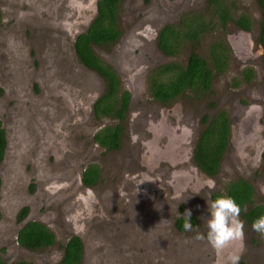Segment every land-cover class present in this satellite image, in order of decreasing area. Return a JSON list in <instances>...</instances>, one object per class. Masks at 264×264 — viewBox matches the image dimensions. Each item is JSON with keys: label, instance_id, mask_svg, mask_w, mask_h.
I'll return each instance as SVG.
<instances>
[{"label": "rangeland", "instance_id": "374dc122", "mask_svg": "<svg viewBox=\"0 0 264 264\" xmlns=\"http://www.w3.org/2000/svg\"><path fill=\"white\" fill-rule=\"evenodd\" d=\"M2 1L4 4H0L2 13L0 127L7 132L9 148L5 161L0 166L2 177L0 255L6 264H18L22 260L33 264H56L59 261L57 257L61 255L68 237V232L65 230L71 232L73 225L76 228H83L81 231L89 238L90 247L86 264H113L109 255L105 259L102 248L92 246L91 241L97 242V239L101 242L114 240L121 244L120 252L131 260L126 264H134V262L137 264H218V260L219 264H223L222 258L215 255L206 241L195 238V231H179L175 224L179 217L184 218L185 210L189 209L191 218H194V226L199 227L200 233H205V219L209 216L207 210L208 202H210L209 195L211 192L224 193L228 183L237 178H243L253 186L255 194L250 204L264 205V161H259L263 141H260L256 130L255 116H247L245 113H243L244 116H240L243 111L237 110L232 118L233 136L226 151L227 160H223L224 169L218 177L213 180L204 179L195 172L203 183L198 185L193 171L186 173L190 177L189 183L187 178L183 177L184 174L174 172L173 177L175 175L179 179L176 177L174 181L172 178L170 180L172 184L164 185L165 188H162L159 184L162 177L156 175V168L153 165L157 158H152L151 155L149 159L142 158V154L145 153H140L139 145L131 137L136 133L135 123L127 125L121 148L116 152H108L97 146L94 141L93 135L98 127L114 125L116 122L110 119L97 122L89 116L87 109L84 111L83 107L91 103L93 98L95 99L98 94L96 90L101 85L97 81V76L83 68L75 58L70 44V41L84 31L90 21L96 17L94 0H9L13 2L12 7L6 5L9 3L7 0ZM219 1L230 9L234 18L244 13L251 17L253 22L251 33L254 32L252 35L257 36L260 7L256 0ZM209 6V0L120 1L119 26L122 30V38L112 51L104 47H95V52L104 60L105 56L110 57L111 65L121 76L124 88L131 92L133 90L131 107L133 112L136 113L140 107L146 105L153 106L149 101L148 91L145 92L144 97L138 93V89L131 88L133 85L136 86L135 82L144 65L152 63L150 58H148L149 61L146 59V53L142 56L139 51H142L145 46H137L134 38H141L140 34L143 33L148 36L144 38L148 41L149 37L151 39V30L157 25L156 20H161L162 17L158 13L164 16L159 23L165 17L168 18L169 23H174L186 13L199 12L205 15V10ZM146 14H151L147 17L148 21H144ZM152 18L155 20H151ZM49 23L60 30L57 34L67 35L62 43L63 47H58L66 49L67 53L60 52L59 49V54H55L50 49V42L54 38ZM227 26L225 35L228 34L233 56L239 63H235L234 67L232 63V67L230 66L226 74L215 78L212 85L213 93L209 99L213 100L217 107L223 105L222 109L232 114L234 97L240 93L233 87L232 82L240 78L241 70L249 66L255 71V81L248 88L250 93L264 90V75L257 64L243 63L245 59L242 58L243 54L246 57L247 50L251 48L256 53L257 61L262 60L257 42L253 43L252 36L231 27L232 24L229 23ZM141 27L144 29L133 36ZM219 35L221 30L217 24L196 47L201 57L208 56L209 45L220 37ZM67 54L77 64V68L73 69L76 72L75 81L70 77L72 66L66 65ZM184 58L185 56L181 57V59ZM63 64L66 67H63ZM245 87L243 85L239 89L243 90ZM13 100H16V103ZM174 106L175 113H182L191 124V129L185 130L192 132L195 129L192 140L189 143L185 142V147L181 151L186 160L191 161L196 136L204 128L203 122L198 121V118L204 113L206 102L191 104L187 98L180 97ZM70 110L76 118H80V121L76 122L78 126L76 125L74 133L66 132L63 127L66 120L73 116L68 117ZM131 119L133 121L135 117L132 116ZM165 129L171 130L170 127ZM171 139L162 151L160 159L164 158L168 161L174 159L178 139ZM149 144L152 145L151 142ZM134 150L137 152V159L136 163L130 166V161L124 162V160L129 158ZM144 159H148V163H145ZM232 159L238 162L236 167L239 169H236V172L229 169L228 163H231L229 160ZM144 163L146 167L143 166ZM89 164H96L101 169L102 175L100 182L92 189L95 200L90 209L85 210L83 203L78 199V196L84 192L79 188L78 180L83 169ZM153 169L154 177L150 174ZM140 172H143V175L138 177L137 182L133 176L141 174ZM38 175L42 178L43 187L41 183L40 188L32 192L28 183ZM46 181H49L51 186L45 184ZM212 182L215 183V188L210 189L208 185ZM201 186H203L202 192L197 193V188ZM45 187L46 190H43ZM56 189L58 193H55ZM127 190L132 195L127 197L129 200H126L127 195H122L127 193ZM23 206L29 208L32 220H44L55 233L56 244L52 248L39 252H27L18 246L16 241L18 229L13 218L16 211ZM178 206L181 207V211H178ZM247 209L249 206L244 208L243 212ZM80 212L83 214L80 215ZM94 212L107 217L110 225L111 222L123 224L125 236H112L114 232L110 230L105 236L100 233L98 235L90 233L88 223H95L100 229L102 227L96 218L92 222L88 221V215ZM80 217L81 226L72 221ZM240 219L245 224L246 251L239 262L264 264V238L254 232L251 224L246 223L241 216ZM127 235L135 238L131 244L120 241Z\"/></svg>", "mask_w": 264, "mask_h": 264}, {"label": "flooded vegetation", "instance_id": "af4514ba", "mask_svg": "<svg viewBox=\"0 0 264 264\" xmlns=\"http://www.w3.org/2000/svg\"><path fill=\"white\" fill-rule=\"evenodd\" d=\"M7 1L9 3L6 5L12 7L13 2L11 3L9 0H7ZM209 2H211V3H210V6L205 10V15H202L199 12L186 13V14H183L180 17V19H178L174 23H169L168 18H166V17L164 18V20L161 23H159L163 19L164 16L161 13H158L162 17H161V20H156L155 23L157 25L153 26V28L151 30L152 31L151 39L149 37V41L151 44L148 43L149 41L146 38H144L145 36L148 38V36L146 34L144 35L142 33V34H140L141 38H138V37L134 38V40L137 41L135 43V44H137V46H145V48L144 47L142 48V51L139 50L140 53L142 54V56L146 53V59L148 61H149L148 58H150V60H152V63H147L144 65L142 72L137 77V80L135 82L136 86L133 85L131 88L135 89V90L138 89V93L142 94V96H144V97H145V92L147 93V91H148V98H149V101L152 102L151 104L153 106L146 105V106L140 107L136 113L131 110L132 103H133L132 98L134 96L133 90L131 92V91H128L124 88L123 80L121 79V76L118 74V72L115 70V68L111 65L110 57L105 56V60H104V59L100 58L95 52V47H99V48L104 47L105 49H107V50L110 49L112 51L114 49V47L117 46V43L121 40L123 34H122V30L119 26L120 25L119 7H118V14H117V16H118L117 30L120 31V36L118 37L116 42L111 43V44H104L102 46L91 45L92 49H93L95 55L98 57V59L101 62H103L105 65L109 66L116 73V75L119 79V82H120V84H119L120 93H122V92H128L129 93L128 104H127L126 112L124 115V120L120 121V124L122 126V133H121V138H120L121 143H120L119 148L116 150H106L104 147H101V146L100 147L103 148L104 150L108 151V152H111V151L116 152L117 150H119L121 148V145H122V138H123V135H124L125 130L127 128V125L128 124L130 125L131 123H135L136 133L132 134L131 137L133 138L134 141H136V144L139 145V149L141 150L140 153L141 154L145 153V154H142V158H146V157L148 158L151 155L152 158H157V161L159 160L158 162L156 161L155 163H153V165L156 168V175H160L162 177L161 182H159V184L162 186V188H165L164 185L170 186L172 184V182L170 184V180L172 178L174 179V181H176V177L178 178V176L175 177V175H174V177H173L174 172L175 173L179 172V173L184 174L183 177L185 179L187 178L188 181L187 180L186 181H187V183H189L190 177L186 173L188 171H193L194 175H195V182L197 184L201 183V181H200V178L195 174V172H197L200 177H202L204 179L205 178L210 179V180H213L214 178L218 177L220 175V173H222V171L224 169L223 165L225 164V162L223 160L226 159L225 158V156L227 154L226 151H227V149L231 143V139L233 136L232 134L234 131V128L232 126V118L236 115L237 110H239L241 112L243 111L240 116H242L243 113L247 114V116H249V115L255 116V118H256V123H255L256 130L259 134L260 141L261 142L263 141V149L261 150L262 152H260V160L259 161H261V160L264 161V90H258L257 93H250L249 92L248 88H250L255 81V71L253 70V68H251L249 66H245V68H243L240 72V78L239 79L236 78L232 82L233 87L236 88L237 91H240L238 96L234 97L235 100H234L232 114H229L228 112L223 110L222 109L223 105H219V107H217V104L213 100L209 99L213 93L212 92V85L215 82V78H217L223 74H226L229 71V69L232 67V63H233V67H234L235 63H237V64L239 63L238 60L233 56L234 52H233V49L231 48V46L229 44V40L227 37L228 34L225 35V30L227 29V27H228L227 25L229 23L232 24L231 27L237 28L239 31L247 33L250 37L252 36L253 43L255 41L257 42V45L259 46L258 48L261 51L262 60L257 61V59L255 58L256 53H254L255 52L254 49L251 48V49L247 50L248 52H247L246 57L243 54L242 58H245L243 63L252 64V65L257 64V66L262 70V72H263L262 74L264 75V47H263V43H262V39H261V31H260L261 30V21H262V17H263L262 16V10L260 8V21H259V26L257 29V36H256V35H252L254 32L251 33L253 22H252L251 17H249L247 14H245V13L240 14L238 17L234 18L233 15H231L230 9L224 3L220 2L219 0H209ZM215 2L217 4H223V6H215L214 5ZM0 4H4V2L2 0H0ZM119 4H120V2H119ZM96 16H97V9H96ZM149 16H151V14H146V17H144V21H148L147 17H149ZM243 16H246L249 19V24L246 27H240L237 23L239 21V19H241V17H243ZM205 17L208 19H206ZM95 18H93V20ZM93 20H91L90 23L88 24L87 28L79 34L87 32V30L89 29ZM151 20H155V19L152 18ZM214 20H216V21H214ZM1 21H2V13H1V8H0V24H1ZM217 24L220 26L221 35H219L220 37H218L214 42H212L209 45L208 56L206 58L201 57L198 54L196 47L200 45L203 37L208 35V33L211 32L212 29L214 27H216ZM49 26L51 27L52 31L54 32V33L52 32V37L54 38V40L52 42H50V49H52V51L55 54H59L58 51L60 48H58V47H60V46L63 47L62 43L64 42V39L67 38V35L66 34L65 35L57 34V32H59L60 30L57 27L55 28L54 26H51L50 23H49ZM143 29L144 28L141 27L138 30V32H135V34H133V36L138 35ZM192 30L196 31V33L192 32ZM223 32H224V35H223ZM79 34H77L75 36V38L72 41H70V44L72 47L71 51L73 52L75 58L78 61H79V59H78L76 52L74 50V45L76 42V38ZM195 36L197 37V39L195 41H192L191 38L195 37ZM69 40H71V39L69 38ZM145 41H148V42H145ZM160 44H163L164 47L166 48V50H164L163 48L161 49ZM64 51H66V49H64V48L60 49V52H64ZM191 52H194L199 58L204 60L207 64L208 69L211 72L210 79H209L210 80L209 81V88L207 89V91H205L204 93H200L199 91L198 92H194V91L192 92V91L186 90L182 94H180L177 97H175L174 99H172L171 101H168L167 103H163L162 101L155 100L151 96V93H150V89H149L150 82L153 80L155 82H159V80L161 82H164V80L166 79V76L163 73H161V70H163L166 66H168L169 64H172V63H178V64L185 66L187 64L188 57L191 54ZM66 53H67V51H66ZM183 56H185V58L181 59V57H183ZM59 57H63V55H61V56L59 55ZM66 57H67L66 58L67 59L66 65L70 64L72 66V70L70 72V77L73 81H75L74 75L76 74V72H74L73 69L77 68V64L74 60L71 59V56H69L68 54L66 55ZM54 58H55V56H54ZM80 64L88 72H90V73L92 72L93 74H95L97 76L98 83H100V85H101V87L96 90V92L98 94L96 95L95 99L93 98L91 100V103L85 105L86 107L85 106L83 107L84 111H85V109H87L89 116H92V118H94V120L97 122H99L102 119H110V120L115 121L116 124L119 123V121L115 118H110V117H106V116H101V117L99 116L98 117L96 115L95 104L106 92V80L98 72H95V71H92V70L86 68L81 62H80ZM66 65L63 64V67H66ZM159 69H161V70H159ZM243 85H244V87L245 86L246 87L243 90L239 89ZM53 96H54V99H56V96L55 95H53ZM180 97L187 98L191 104H192V102L193 103H195V102L200 103V102H204V101L206 102V107L204 109V113L201 116H199V118H198V121L201 120V122H203L204 128L201 131V133H199L198 136H196V141H195V144L193 145L194 148L192 150L191 161H189L188 159L186 160L185 156L182 155L181 151H182L183 147H185V142L189 143L192 140V138H193L192 134L195 133L194 132L195 129L192 132L187 131V130L191 129L190 122L186 119L185 116L182 115V113L181 114L179 112L177 114L175 113L176 109H175L174 104ZM135 98H136V96H135ZM17 101L19 102V99H17ZM247 101H249V102H247ZM13 102L16 103V100H13ZM219 104H222V103H219ZM245 110H246V112H245ZM10 111L14 113V111L12 109H10ZM207 112H209L211 114L208 115ZM220 113L224 114V116L227 119L228 126H229L227 145H226L225 149L223 150L222 158L218 163V167L216 169L215 175L208 176L199 170V168L196 164V161H195L194 153H195V149L197 147L198 140H199L201 134L204 132L205 129H207V127H209V125L212 122H214L215 119H217L219 117ZM71 115H73L72 118H69L68 121L66 120V122L63 125L64 130L68 133L70 131H73V133H74L76 127L78 126L77 125L78 123H76V122L80 121V118H78V117L76 118L74 116V113L70 110L68 117H70ZM132 116L135 117V119L133 121L131 119ZM97 122H96V124H99ZM116 124L110 125V126H115ZM106 127H108V126H106ZM166 127H170L172 131L171 130L168 131L167 129H165ZM173 127H174V129H173ZM103 128H105V127H98V130L94 134H96L99 130H101ZM0 129L3 131L4 142H5L2 157L0 159V166H1L2 163L5 161V158H6V154H7L8 148H9V141H8V135H7V132L5 131V129H3L1 127H0ZM185 129H187V130H185ZM171 138H177L178 139L177 140V146L175 149L174 159L171 161H168L164 158L160 159L162 156V151L164 150L165 147H167L168 143L172 140ZM149 141L152 143V145L149 144L150 143ZM97 146H99V145L97 144ZM146 154H148V155H146ZM136 159H137V152H136V150H134L133 154L131 156H129V158H126L124 160V162L130 161L129 165L133 166L136 163ZM148 159L147 160L144 159L145 163H148ZM229 161H231V163H232V164L228 163L229 169L233 172H236V169L237 170L239 169L238 167H236V164L238 162H236L235 159H232ZM145 163L143 164V166L146 167ZM191 163H192V165H191ZM90 167H95L97 169L98 175H97V178L95 179V181L86 184L84 176H85V172ZM230 167H232V168H230ZM154 169L152 171H150V174H151V176L153 175V177H154ZM146 172H148V169H146ZM140 173L141 174H139V175L135 174L133 176V178L137 182L139 181L138 177L143 175V172H140ZM101 175H102V171L96 164L87 165L83 169L82 173L80 174V178L78 180L79 188H81L83 191H85L86 189H93L100 182ZM152 178H150L151 182H152ZM197 178H199V179H197ZM154 180H156V179H154ZM238 180H243L244 182L248 183L253 189V194H255L253 186L247 180H245L243 178H237V179L229 182L228 185L235 182V181H238ZM41 183H42V187H43L42 178L38 175L37 178L29 181L28 187H30V191L34 192L40 188ZM45 184L51 186V183L49 181H46ZM201 184H203V183H201ZM123 185H124V183L122 182V186ZM191 185H192V183H191ZM198 185H200V184H198ZM189 187H187V188H189ZM1 188H2V177L0 175V198H1ZM43 190H46V187L43 188ZM202 190H203V186L197 188V191H198L197 193L202 192ZM55 193H58L57 189L55 190ZM224 193L211 192V195H209V199H210V201H212L214 195L224 194ZM56 195H58V194H56ZM56 195H54V196H56ZM71 195H72V192H71ZM71 195H70V197H71ZM122 195L123 196L127 195L126 200H129L127 197H132L131 192L129 190H127V193H125V194L122 193ZM79 196H78V199H79ZM253 197L251 198L250 203L253 202V200H252ZM250 203L242 208V212H243L244 208H247L248 206H249V209L254 208L256 206H263L264 207V205L252 206ZM91 205H92V203H91ZM178 208H179L178 211H181V207L178 206ZM23 209L26 210V215L23 218L19 219L18 215H19L20 211ZM249 209H247L246 212ZM85 210H87V208H85ZM183 211H184V209L182 207V212ZM82 214H83V212H80V215H82ZM81 217L75 218L72 221L75 223H79V226H81L82 225ZM95 218L97 219L98 224H102V227L100 229L99 227H97V225H95V223H92V224L88 223V224H90V227L88 229V231L90 233H92L94 235H98L100 233V235L105 236L106 234H108V232L110 230L111 232H114V234H112V236H114V235L119 236V237H121L122 235L125 236L123 224L111 222V225H110L109 219L107 217L105 218V216L100 214V213L94 212V214L91 213L90 215H88V221H90V222H92V220H94ZM179 218H183V217H179ZM0 219H1V214H0ZM13 219H14V222L16 223L17 229H18L17 235H16V241H17L19 231L28 222H36V223L44 226L45 228H47V230L54 237V243L51 246H48V247L40 249V250H28V249H25V248L18 245L22 250H25L27 252L45 251L47 249L52 248L56 244L55 233L52 232V230L50 229V227L48 225H46L44 220H41V219L32 220L30 218V213H29L28 207L23 206L21 209H18L16 211V213L14 214ZM191 219H194V218H191ZM177 220H176V222H177ZM175 227H176V224H175ZM77 230H80V231H77ZM81 230H83V228L82 229L76 228V226H74V225H73V229H71L72 233L70 232V230H65L66 232H68V237H67L65 244L63 246V251H62L61 255H59L57 257V259L59 258V261L56 264H58L62 260V258L64 256L65 246L69 242V240L72 238H76L77 240H79L80 246H81V257H80L78 264H86L87 263V253H88V250L90 247V241H89V238ZM115 232H117V233H115ZM133 239H135V238L127 235L126 237H122V239L120 241H124L126 243L131 244L133 242ZM91 244L94 248H102V254L105 256V259H106V256L109 255L113 264H126L128 262H131V260H129V258L123 254V252L122 253L120 252L121 244L115 242L114 240H111V241L108 240L106 242H101L99 239H97V242L91 241ZM97 256L99 257L100 255H97ZM0 259L6 264V262L4 261L3 257H1V255H0ZM21 263L33 264L31 262L23 261V260L18 262V264H21ZM134 264H137V263L134 262ZM239 264H243V262H239Z\"/></svg>", "mask_w": 264, "mask_h": 264}, {"label": "trees", "instance_id": "16d2710c", "mask_svg": "<svg viewBox=\"0 0 264 264\" xmlns=\"http://www.w3.org/2000/svg\"><path fill=\"white\" fill-rule=\"evenodd\" d=\"M262 10L261 21V39L264 47V0H256ZM120 0H98L97 16L91 23L87 32L77 36L74 50L79 61L88 69L98 72L106 80V92L95 104V112L99 117L106 116L115 118L119 121L115 126H108L99 130L94 135V141L106 150H116L120 146L122 126L120 121L124 120L128 104V92L120 93L119 79L116 73L95 55L92 46H102L116 42L120 36L117 30L118 23V5ZM211 3V2H210ZM215 6L223 4L214 3ZM225 21V20H224ZM240 27H246L249 19L246 16L241 17L237 22ZM167 31V30H166ZM165 31V32H166ZM196 33V31L192 30ZM197 37H192L195 41ZM160 48L166 50L163 44ZM169 53V52H168ZM161 70V69H159ZM166 76L164 82H150L149 89L151 96L158 101L167 103L184 91H194L204 93L209 88V79L211 72L204 60L199 58L194 52L188 57L187 64L181 65L172 63L161 70ZM229 126L223 113L212 122L201 134L194 157L200 171L208 176L216 173L218 163L222 158L223 150L227 145ZM4 135L0 129V159L4 149ZM98 172L95 167H90L85 172V183H91L97 178ZM221 195H227L235 199L241 207V217L251 224L253 220L264 215V207L256 206L247 212H242V208L250 203L253 197L252 187L243 180L235 181L229 184L224 194L213 196V200ZM26 215V210L20 211L18 218ZM183 218H179L176 227L183 230ZM194 225V219H191ZM19 246L28 250H40L51 246L54 243L53 235L44 226L36 222H28L19 231L17 237ZM81 257V246L79 240L72 238L65 246L64 256L58 264H78ZM0 264H5L0 259ZM26 264V263H21Z\"/></svg>", "mask_w": 264, "mask_h": 264}, {"label": "clouds", "instance_id": "9594fccd", "mask_svg": "<svg viewBox=\"0 0 264 264\" xmlns=\"http://www.w3.org/2000/svg\"><path fill=\"white\" fill-rule=\"evenodd\" d=\"M210 189L215 188V183L208 185ZM85 208L91 207L95 200L92 189H86L79 196ZM209 216L205 219L206 232L200 233L199 227L191 222V210L186 209L184 213L183 230L185 232H196V239L206 241L218 258H222L223 264H239L246 251L245 224L240 219L241 207L234 198L221 195L208 202ZM167 222V221H164ZM251 228L264 238V215L253 220ZM219 264V260H218Z\"/></svg>", "mask_w": 264, "mask_h": 264}, {"label": "water", "instance_id": "95a60500", "mask_svg": "<svg viewBox=\"0 0 264 264\" xmlns=\"http://www.w3.org/2000/svg\"><path fill=\"white\" fill-rule=\"evenodd\" d=\"M97 2L98 0H94V6H96V9H97ZM79 34V33H78ZM80 35V34H79Z\"/></svg>", "mask_w": 264, "mask_h": 264}]
</instances>
